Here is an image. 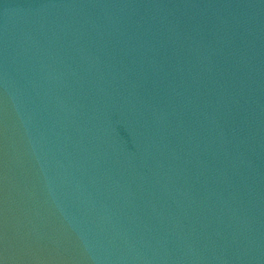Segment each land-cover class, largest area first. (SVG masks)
Masks as SVG:
<instances>
[{
	"label": "water",
	"instance_id": "obj_1",
	"mask_svg": "<svg viewBox=\"0 0 264 264\" xmlns=\"http://www.w3.org/2000/svg\"><path fill=\"white\" fill-rule=\"evenodd\" d=\"M0 264H264V0H0Z\"/></svg>",
	"mask_w": 264,
	"mask_h": 264
}]
</instances>
